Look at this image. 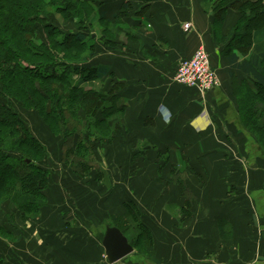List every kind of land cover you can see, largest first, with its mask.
<instances>
[{
	"label": "crops",
	"instance_id": "1",
	"mask_svg": "<svg viewBox=\"0 0 264 264\" xmlns=\"http://www.w3.org/2000/svg\"><path fill=\"white\" fill-rule=\"evenodd\" d=\"M91 1L95 50L83 64L107 65L112 75L84 86L113 92L111 140L101 145L108 183L56 162L35 219L0 205V264H264V150L241 108L244 90L259 88L237 66L251 50L231 45L240 13L217 20L208 0ZM113 15L114 32H103L100 19ZM201 46L219 83L204 95L173 81ZM29 119L50 149L49 133ZM127 201L144 232L133 242L135 230L122 231L133 250L110 262L102 227L121 230Z\"/></svg>",
	"mask_w": 264,
	"mask_h": 264
},
{
	"label": "trees",
	"instance_id": "2",
	"mask_svg": "<svg viewBox=\"0 0 264 264\" xmlns=\"http://www.w3.org/2000/svg\"><path fill=\"white\" fill-rule=\"evenodd\" d=\"M54 1L56 12L65 13L76 25V31L65 33L58 45L66 51L71 48L75 53L66 57L67 60H53L51 55L46 64L32 65L25 62L24 57H45L35 44L39 38L37 24H43L49 13L47 8H55ZM59 1L0 0V205L7 201L13 203L23 221L35 219L39 214L54 166L46 167L45 163L52 160V155L32 133L13 100L18 101L23 111L39 113L43 127L59 138L58 159L72 173L82 180L93 177L97 182L108 183V172L96 156L97 144L101 147L111 140L112 129L108 122L115 115L113 92L86 89L84 85L89 80L112 75V72L104 64L89 67L83 64L95 50V44L90 43L92 17L84 14L87 8L93 10L92 1L64 0L66 6H60ZM208 2L215 10L217 20H223L228 9L240 13L231 30V45L235 44L242 52L251 50L250 56L237 66L252 76L260 91L256 101L244 90L241 99L249 103L244 108L243 120L264 150V0ZM259 19L261 25L250 28ZM100 21L104 25L103 32H114L119 16L102 17ZM49 26L45 23L43 29ZM57 84L65 86L62 91L65 97L60 94ZM177 182L182 195H186L188 189L180 176ZM137 217V207L127 201L124 215L117 218L121 231L135 230L133 242L144 232L139 223L134 225Z\"/></svg>",
	"mask_w": 264,
	"mask_h": 264
},
{
	"label": "rangeland",
	"instance_id": "3",
	"mask_svg": "<svg viewBox=\"0 0 264 264\" xmlns=\"http://www.w3.org/2000/svg\"><path fill=\"white\" fill-rule=\"evenodd\" d=\"M57 3H60V6L61 5H64V6L68 5V4H66L67 2L64 1V0H60ZM80 4L81 3L79 2V10H80V13H82L81 5ZM54 6H55V8H53V7L47 8L48 9L47 11L49 13H48V15H46L45 20L43 22V24L48 23L50 26L47 29L44 30L42 23H38L37 24V32L39 34V38H38L37 41H35V44H36V46H38L37 49L40 52H43L44 53L45 57L42 58V57L39 56V57H32L31 58V57H28V55H25V57H24L25 60H26L25 62H29L32 65L36 64V66H41V65H44V64H46L47 62L50 61L47 58H49V57L51 58V55H52V58L51 59L58 61L60 59L67 60L66 57H69V56L72 57V54L75 53L73 51V49L70 48V49H67L68 51H66V50H64L61 47V45H58V44H59V42L61 40H63V37H64L63 35L65 33H74L76 31V25L74 23H72V19H69V17H67L65 13L64 14L61 13L60 10H58V12H56L57 11L56 10V7H57L56 2H55V5ZM86 12L87 13H84V14H86L85 15L86 17H87V14L89 16L93 17L92 15H93L94 11L92 9H88L87 8ZM261 22H262L261 19L255 21L254 22L255 25L254 26H251L250 28H257V27H259V25H261L260 24ZM102 26H104V25L102 24ZM243 32H244V30H243ZM75 55H77V54H75ZM69 61H73V60H69ZM57 86L59 88L60 94L63 97H65V94L62 92L63 90L65 91V89H66L65 86L62 85V84H57ZM246 89H247V91L249 93V97H251L252 100H256V99H259L260 98L259 97V92L260 91L258 89L255 88V89H252L251 90V88H250V91H249L248 88H246ZM60 94L58 96H61ZM12 102L14 103V106H15L16 110H18L19 113L21 114V116L26 119V121L28 123V126H29L28 120H30L29 117L32 118L33 121L36 118L40 122L43 121L42 120V117L39 115V113L37 111H35V110L34 111H31V110H28V109H25L23 111L21 108H19L18 103H17L18 101L16 102V101L13 100ZM48 107H50V105ZM242 107H243V105H242ZM243 111H244V109H243ZM44 126H45V123H44ZM32 129L34 130V127L33 126H32ZM44 129L49 133L48 135L50 136V138L52 140L51 142L48 143V146L50 147V149L47 147L48 148V153H50V151H51L52 160L49 161V159H48L47 163H45L46 164V167L48 166V168H49L50 166H55L56 162L60 161V159H58L59 148L57 149V146L55 144L53 145V142L56 143L55 141L59 140V138H57L56 136H54L49 131V129H47L46 126L44 127ZM32 133H33V131H32ZM252 134L254 135L253 132H252ZM53 139H55V140H53ZM97 152L99 153V155L97 153L96 158L99 161H101L102 160V158H101V147L98 144H97ZM102 165H104V164H102ZM84 181H87V180H84ZM10 204H12V206L15 207L13 205V203L10 202ZM15 209L19 212V210L16 207H15Z\"/></svg>",
	"mask_w": 264,
	"mask_h": 264
},
{
	"label": "built area",
	"instance_id": "4",
	"mask_svg": "<svg viewBox=\"0 0 264 264\" xmlns=\"http://www.w3.org/2000/svg\"><path fill=\"white\" fill-rule=\"evenodd\" d=\"M184 27L188 29L189 23ZM173 81L186 88H194L202 95L218 86L216 70L204 46L198 47L189 58H184L177 64Z\"/></svg>",
	"mask_w": 264,
	"mask_h": 264
},
{
	"label": "water",
	"instance_id": "5",
	"mask_svg": "<svg viewBox=\"0 0 264 264\" xmlns=\"http://www.w3.org/2000/svg\"><path fill=\"white\" fill-rule=\"evenodd\" d=\"M102 229L101 243L105 247V256L108 261L116 262L132 252V245L127 241L123 232L112 222L108 221L103 224Z\"/></svg>",
	"mask_w": 264,
	"mask_h": 264
}]
</instances>
